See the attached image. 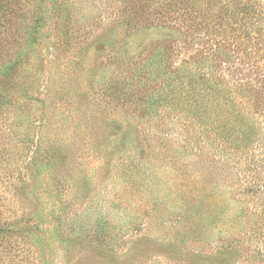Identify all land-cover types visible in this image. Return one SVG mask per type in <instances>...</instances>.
<instances>
[{"label":"rangeland","instance_id":"rangeland-1","mask_svg":"<svg viewBox=\"0 0 264 264\" xmlns=\"http://www.w3.org/2000/svg\"><path fill=\"white\" fill-rule=\"evenodd\" d=\"M9 1L0 264H264L254 147L237 160L150 79L205 44L186 0Z\"/></svg>","mask_w":264,"mask_h":264},{"label":"trees","instance_id":"trees-1","mask_svg":"<svg viewBox=\"0 0 264 264\" xmlns=\"http://www.w3.org/2000/svg\"><path fill=\"white\" fill-rule=\"evenodd\" d=\"M185 2L190 20L197 21L188 26L206 38L205 44L198 42L200 48L178 68H165L162 74L154 67L150 79L165 78L160 90L172 101L184 98L192 106L199 101L201 111L213 113L219 124L211 136L219 138L237 160L245 158L248 146L254 147L246 170L255 180L248 192L256 198L259 261L264 257V0ZM10 4L0 0V11L11 9ZM16 62L0 48V113L15 102L7 89L18 70Z\"/></svg>","mask_w":264,"mask_h":264}]
</instances>
